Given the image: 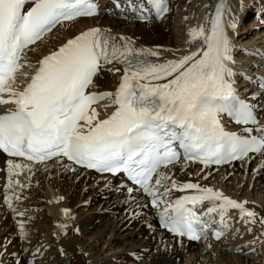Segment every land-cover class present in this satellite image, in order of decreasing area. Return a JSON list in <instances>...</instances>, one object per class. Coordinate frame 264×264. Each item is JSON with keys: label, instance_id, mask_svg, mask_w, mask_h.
Masks as SVG:
<instances>
[{"label": "snow or ice", "instance_id": "1", "mask_svg": "<svg viewBox=\"0 0 264 264\" xmlns=\"http://www.w3.org/2000/svg\"><path fill=\"white\" fill-rule=\"evenodd\" d=\"M130 7L138 9L141 18L149 10L158 18L168 11L166 0H134ZM226 11L230 13L219 0L210 28H190L193 41L203 38L202 47L177 60L149 62L147 57L155 52L121 45L116 37L92 28L43 56L29 78L20 70L32 67L27 62L32 46L64 21L97 15V5L91 0H0V97H9L0 99V105H14L0 114V150L37 163L66 157L99 173H123L137 186L128 187L129 194L142 191L151 197L161 227L190 241L206 238L209 232L221 239L223 233L212 228L211 214H218L223 224L230 209L239 212L241 221L264 227V218L257 220L247 201L196 183L178 184L162 171L182 159L208 166L264 155V128L256 129L259 136L248 129L249 136L241 137L226 132L220 123L224 113L237 123H256L251 107L234 88V49L227 29L234 31L236 24L224 19ZM113 63L124 66L116 92L89 93L102 65ZM18 74L29 80L20 90ZM105 99H111L115 111L93 123L98 113L92 109L89 115V109ZM7 163L14 178L13 170L23 166L11 159ZM172 188L197 189L198 194L170 201ZM204 202L209 204L208 219L195 210ZM18 227L24 232L22 223Z\"/></svg>", "mask_w": 264, "mask_h": 264}, {"label": "bare ground", "instance_id": "2", "mask_svg": "<svg viewBox=\"0 0 264 264\" xmlns=\"http://www.w3.org/2000/svg\"><path fill=\"white\" fill-rule=\"evenodd\" d=\"M170 1L171 2L178 1L177 3L174 4L172 3L173 6L179 3L182 5L183 10L184 8L186 9L185 15L183 14L184 16L182 17V22L185 24L188 23V25L185 26V29H183L185 33L187 31V34L190 28H197V29H199L200 27L209 28L212 12L216 4L219 2V0H192L191 4L188 5L190 0H170ZM247 1L248 0H228L224 8L226 10L230 9V13L226 11L224 18L229 21L234 19L236 24V21H239V19L241 18L242 7L244 6V3H246ZM121 6L123 7V9L124 8L128 10L130 9L129 3L127 1H121ZM109 11L112 12V14L110 13L112 16L121 15V12L123 13V11L119 12L120 10H117L113 7H110ZM100 18L101 17L83 19L74 23L61 25L59 28H57V30H55L53 33L47 36L41 43L33 47L32 51L28 52L29 59L30 56H32V59L31 61L27 60V62L29 64L35 65L33 69L35 71L36 66H38V61L43 56L50 54L54 50H57L68 39L74 38L76 35H79L81 32L90 30L92 28L101 29L102 31L108 33L112 37H116L117 41L120 42L121 44L127 43L133 49H139V50L147 49L150 52H155L157 55H161L167 58L179 59L183 57L185 55L184 52L182 53H178V52H181L183 48L185 50L187 49L186 51L188 52L189 47L192 45V42H190L189 40L190 36L187 37V40L181 41L180 44L179 43L176 44L172 39L167 40L168 36L162 28L161 25L162 23L153 25L148 30H142L141 29L143 27L142 24L132 23L128 26V25H124V22L115 20L114 17L107 16L103 21L104 28H102L98 25V22H100ZM105 26H107V28H105ZM229 30H230L229 36L232 41V37L235 36L237 32V28H235L234 31L230 28ZM57 32H62V35L56 36ZM120 37H124V39L120 40L119 39ZM183 37L185 38V36ZM49 39H52L53 42L49 41ZM45 42H52V43L44 44ZM258 44L255 48H253V50L257 51L256 55L259 54L260 53L259 50L262 49V47H259ZM234 48L235 47H233V49ZM256 58H257L256 60H260L262 56L257 55ZM249 64L252 66L254 65L252 62H249L245 64L246 67H250L248 66ZM240 66L242 65L236 64L233 66L235 72V78L239 82H241V86L243 85L245 87L243 91L245 92L248 91L247 95H249L251 101L254 102L256 105H258L260 109H262V107H264L262 103L264 100V92L259 90V84L262 83L263 81L262 77L260 76L264 77V73L262 72L263 70L261 71V68H264V61H262L260 65H258V68L252 69V70L255 69L256 70L253 73L254 76L252 74L251 77L245 73L237 72V70L239 71L241 69ZM116 68H119L120 71L119 72L114 71V69ZM246 70H250V68ZM123 75H124V67L121 66L120 64H116V63L106 64L103 66L102 73L96 79L93 88L95 91L111 92L114 94L119 87ZM256 77L257 80L256 79L254 80V78ZM251 91H253L254 93H251ZM109 101L112 102L111 99H109ZM10 108L11 106L6 107V109L8 110ZM93 109H95V111L98 113V116L93 121V123H96L99 120L105 118V116L107 115L106 112L110 109V107L109 106L101 107L100 105ZM91 111L92 109L89 110L88 113L89 115L91 114ZM263 123H264V117H263ZM7 161L8 160L3 155L0 154V184L3 187L6 186L7 183H10V180L12 179V176H9V165ZM13 162L19 163L23 166L21 169L13 170L15 173V177L16 175L17 176L21 175L20 177L24 179L23 181H25V184L26 183L28 184V187L22 190L23 193L20 194V197L24 198L26 194H28L30 197L36 193L41 194V199H36L35 202L33 201L34 209L36 207H38L40 210L43 208L46 209L45 215L39 216V217H43L42 221H44L45 224H41L38 226L39 231L37 233L40 235L42 233L46 235V233L48 232L47 235L53 237V241H51L49 244L47 243L43 245L45 246V248L42 249L40 247L42 244L38 240L39 241L38 243L35 242L36 244H33L30 247V249L26 250L23 254H21L19 251L13 248L10 249L9 246L7 245V242L6 243L4 242L0 250L4 248H8V255L6 260L4 259L3 256L0 255V264H31V262L38 257L39 258L42 257V258L39 262H37V264H97V262L101 258L100 256H96L97 258H86V256H88L87 252L81 253V250L83 249V245L79 244L78 237L79 235L86 236L88 234L90 235L89 236L90 239L95 238L94 242L97 244L103 243L105 241L104 247L105 245H107L109 248L111 247L116 248L122 245L124 247L126 246L125 252L131 254L132 256H141L143 255L144 252H146L148 253V257L149 254L151 256L150 257L151 259L149 258L150 259L149 262L145 260V262H148L149 264H180L181 261L180 259L183 256L186 257H191L192 255H194L195 257L198 256L196 252L198 251L199 244L203 245V247L207 249L210 247L212 249L213 247L217 246L216 243H212L210 241H202L197 244L187 243L183 239L174 237L171 234H168L163 231H159L158 229L156 230V220H157L158 211L157 209L150 208L147 197L142 195L139 191H135L132 194H129V192L126 190L125 192L126 195L123 198V200L124 202H126L125 206L129 210L137 211L138 214L141 215L142 214L147 215L146 220L150 222V225L148 226H150V229H154V231L152 230L151 232H149V234L146 233V236H148L147 238H142L141 236L142 233L136 232L137 229L136 227H134V223L137 221V219L134 217H129L127 215H124L117 217L113 220L111 219L105 220L104 215L102 216L101 215L94 216L91 214L86 215L83 212L82 214H80L81 212L75 210V205L76 204L80 205V203H82L79 199L80 197L76 195V191L69 192L70 191L69 190L68 192H65L57 189L53 196L50 190L49 192L51 194L47 192L46 188H44V185L43 187L40 186L42 183L44 184L45 182L42 176L36 174L35 167H27V165L21 161H13ZM59 165H62L63 169L65 168H67V170L73 169L74 172L77 173L75 175L76 179H78L79 176L84 175L85 178L83 182L86 181L88 182L86 183L88 188L93 185H97V183H101L100 188L105 191V192H100L102 195L104 194L107 195L108 193H111V190L115 191L117 188L120 191L124 190L120 188L119 186L120 183L117 184L116 179H112L107 176H95L93 173H89L78 168H73L71 165L67 164L63 160H57L51 164L41 165L38 167L44 169L43 174L45 177L48 176L50 179H52L54 176L57 175V167H59ZM263 167H264V155L257 154L255 156H251L247 158L245 161L237 162L236 164L231 165L227 168H202V167H197L194 164H186L180 162L177 165L172 166L168 169H164L162 171H165L170 176H172V178L178 184L182 185L189 182L196 183L199 184L201 188L210 187L214 191L222 192L225 196L237 200L238 202L247 201L246 207L249 210L255 211L257 213V220H259L260 218H264V195L263 197L260 196L262 192H258L253 195L251 194L249 189L252 185L257 187V185L262 184L263 180L259 181L260 179L258 180V177L259 176L261 177L263 175L264 169L261 170ZM29 168H31V171H29ZM50 168L53 171L52 173L51 171H49ZM216 171L219 172L217 173ZM231 176H234L233 178L234 182H237L236 188H233L228 182L229 177ZM93 178H96V180H93ZM247 179L250 180L249 188L247 186L245 188L244 193L241 194L243 190L241 186L238 184V182H242L243 180H247ZM40 188L43 189V192L38 191V189L41 190ZM5 191L6 193L11 192L8 191V187H6ZM195 193L198 194L197 189ZM95 194L92 195L90 194L91 196H93L94 200L96 199ZM186 194H187V189L183 191H179L176 188H172L171 192L169 193L168 199L170 201H174L176 199H182L183 197H185ZM88 198L89 196L87 197V199ZM72 200L73 203H71ZM104 203L107 206L109 204L111 205L113 201L112 199H109ZM117 203L119 204V202ZM203 205H205L206 207L209 206L208 202H204ZM228 216L237 223H244V224L247 223L246 221H241L240 214L238 211L230 209ZM0 226H1V222H0ZM54 226L56 230H54ZM248 227L257 234L264 233V227H262L261 224L258 222L251 225L248 224ZM76 228L78 229L77 234H75ZM258 236L260 235H256L254 237L258 239L256 243L264 245L263 236L262 237L260 236L261 239ZM59 247L62 248L60 252L58 249ZM37 249H39L38 254H37ZM11 257H14V261H11ZM232 257L234 258V260H237V264H243L240 258H238L237 256L232 255ZM218 263L219 262L215 264ZM212 264L214 263L212 262Z\"/></svg>", "mask_w": 264, "mask_h": 264}, {"label": "rangeland", "instance_id": "3", "mask_svg": "<svg viewBox=\"0 0 264 264\" xmlns=\"http://www.w3.org/2000/svg\"><path fill=\"white\" fill-rule=\"evenodd\" d=\"M250 1H252V0H248L246 3H244V6L242 7V10H241L242 20H241V22H240L241 18L239 19V21H236V28H237V31L239 32L238 33L239 38L237 39V41L241 42V45L236 49L235 54L238 58L241 59L240 63L245 64L248 61L254 63L257 61V63H255L253 65L254 67L255 66L257 67L259 65V63H261L262 61L256 60L257 55L254 52H252V46L256 43L257 44L259 43L258 46H261L262 49L264 50V10H262L260 17H258L256 14H254L255 10L253 8H251V12H249L250 7H248V3ZM177 2L178 1H174L173 4L177 3ZM191 2H192V0H190L188 5L191 4ZM261 4L264 6V0H261ZM109 9L106 11H109ZM185 11H186V9L184 8V10H183L182 5L178 3L175 5V8L171 12V14L167 18H165L164 21L161 22L162 24L159 23L162 25L163 30L166 32V34L168 36L167 40L172 39L176 44H178V43L180 44L181 41L187 40V37H188V36H186L187 34H185V31L183 30V29H185V26L188 25V23L185 24L182 22V17L185 15ZM242 12H243V14L245 13L247 15L242 16ZM107 16L108 17H114L115 20L124 22V25L129 26L130 24L134 23L132 19H122V17H119V16L116 17V16H112L111 14H108V15H102L101 16L100 22H98V25L100 27L104 28V24H103L104 22L103 21L105 20V18ZM153 25H156V23L145 24V25H143V27L141 29L142 30H148ZM105 28H107V26H105ZM57 35H59V36L62 35V32H57L56 36ZM183 36H185V38ZM49 41L53 42L52 39H49ZM52 42H45L44 44H51ZM252 43H253V45H252ZM245 44H248L247 46H249V47H246ZM254 51H256V50H254ZM30 59H32V56H30ZM252 59H253V61H252ZM242 66L244 68H247L246 65H242ZM262 70L264 71V69H262ZM251 72H252L251 70L249 71V73L247 71V75H250ZM253 76H254V74H253ZM255 79L257 80V77L254 78V80ZM241 87H242V89H245V87L243 85ZM61 164H62V162H61ZM35 169H36L35 170L36 174L42 176L44 179V182H45L44 184L42 183L40 186L43 187V185H44V188H46V190L49 194H51L50 192H52V195L54 196L57 189H59L61 191H65V192H68L69 190H70L69 192L76 191V195H78L80 197L79 199L82 203H80V205L76 204L75 210L81 212L80 214H82V212H83L86 215L87 214H91L94 216L104 215L105 220L106 219L113 220L117 217L127 215L129 217H134L137 219V221L134 223V227H136V229H137L136 232L142 233L141 234L142 238H147L148 236H146V233L149 234V232H151L152 230L154 231V229H150V226H148V225H150V222L146 220L147 215H145V214L141 215V214H138L137 211L129 210L128 208H126V206H125L126 202H124L123 198L126 195L125 192H126L127 188H124L123 191H120L117 188L115 191L111 190V193H108L107 195H105V194L102 195L100 192H105V191L100 188L101 183H97V185H93V186L88 188V186L86 184L88 182L87 181L83 182L85 176L81 175L78 177V179H76L75 175L77 173L74 172L73 169H71L69 171V170H67V168H65L66 169L65 170L62 168V165H59V167H57V175L54 176L52 179H50L48 176H46V177L44 176V174H43L44 169L43 168L36 167ZM263 169H264V167L261 170H263ZM49 171H51V173L53 172L51 170V168L49 169ZM69 173H70V175H69ZM20 176L18 175L16 178L12 177V179L10 180V183H7V185L4 187L2 185L0 186V222H1V226H0L1 231L0 232L3 231L2 233H0V248L2 247L4 242L5 243L7 242V245L9 246L10 249L13 248V249L19 251L21 254H23L26 250H29L33 244H36L39 241L42 244L40 247L42 249H44L45 246H43V245H45L47 243L49 244L51 241H53V237L47 235V233H48L47 231H46L47 232L46 235H44L43 233L41 235L37 233L39 231L38 226L41 224H45V222L42 221L43 217H39V216L45 215L46 209L43 208L40 210L38 207H36L34 209L33 203L36 201V199H41V194H39V193L33 194L31 197L28 194H26L27 196L25 195L24 198L20 197V194L23 193L22 190L25 189L26 187H28V184L27 183L25 184V181H23L24 179H22ZM31 177H32V175H31ZM233 178H234V176L229 177L228 182L233 188H236L237 182H234ZM75 179H76V181H75ZM93 180H96V178H93ZM254 180H255V178H254ZM258 180L259 181L263 180L262 184L257 185V187L252 185L249 190H250L251 194H253V195L258 193V192H262L260 196L263 197V195H264L263 194V192H264V170H263V175L261 177L259 176ZM249 183H250V180H248V179L243 180L242 182H238V184L241 186V188L243 190L241 194L244 193L245 188L247 186L249 188ZM117 184H119V183H117ZM21 185H23V187H21ZM255 185H256V183H255ZM82 186H83V189H82ZM6 187H8V191H11V192L6 193V191H5ZM30 188H32V187H30ZM49 190H50V192H49ZM38 191L43 192V189H41V190L38 189ZM90 194L91 195L95 194L96 199L94 200L93 196H91ZM88 196H89V198L87 199ZM6 197L8 198L7 201H6ZM83 199L85 202L83 201ZM109 199H112L113 203L111 205L109 204L106 206L104 202H106ZM59 200H61V199H59ZM117 202H119V204ZM71 203H73V200L71 201ZM9 205H11V207H9ZM25 205H27V206H25ZM119 205H121V206H119ZM12 209H16L17 211H12ZM20 211L23 212L24 214H26V216H28V218L24 219L25 218L24 215L23 216L19 215ZM21 223L24 225V232H21L19 227H18L19 224H21ZM246 225L248 226L247 223H246ZM137 226H138V228H137ZM47 230H48V228H47ZM54 230H56L55 226H54ZM249 231H250L249 233H244V234H241L240 236L236 235L235 237L229 238L230 240H228V242H225V240L221 241L219 243V246H218V243H216L217 246L213 247L212 249H211V247L208 249L204 248L203 245L199 244L198 251L196 252L198 254V256L195 257L194 255H192L191 256L192 258L183 256L180 259L181 260L180 264H212V262L214 264L217 262H219L218 264H237V260H234L232 255L240 258V260L243 264H263V261L261 262V260H260V258L262 256L254 255L256 253H252L253 256L251 254H249V252H251L252 249L254 250V247L246 249L245 252H243L244 251L243 249H241L239 251H234L235 246L240 245V243L241 244L245 243L244 241L238 242L240 240L241 241L244 240L245 239L244 236H252L254 234V236H252V237H255L256 235H260L261 237L263 236V239H264V235H262V233L257 234L256 232L252 233L253 230H249ZM77 232H78V229L76 228L75 234H77ZM89 236L90 235L88 234L86 236L79 235V237H78L79 244L83 245V249L81 250V253L87 252L88 256H86V258H97L96 256H100L101 258L99 259L97 264H149L148 262L150 261L151 256L149 254V257H148V253H146V252H144L143 255H141V256H132L131 254H128L125 252L126 246L124 247L122 245V246L116 247V248H113V247L109 248L107 245H105V247H104L105 241L103 243L97 244L94 242L95 238L90 239ZM260 236H258V237L260 238ZM235 239H238L237 242L235 241ZM259 246H260V248H258V251H256V252H260L261 250L264 251V245L258 244L257 247H259ZM58 249L60 252L62 248L59 247ZM152 252H151V254H152ZM0 255L3 256L4 259L6 260L7 255H8V248H4V249L0 250ZM41 256H43V255H41ZM41 258L42 257H40V258L38 257L35 260L37 262H39L41 260ZM145 260H147L148 262H145ZM224 260H226V261H224ZM11 261H14V257H11Z\"/></svg>", "mask_w": 264, "mask_h": 264}]
</instances>
